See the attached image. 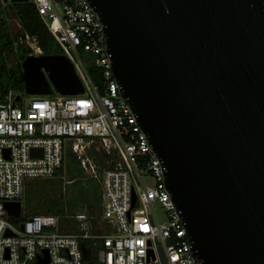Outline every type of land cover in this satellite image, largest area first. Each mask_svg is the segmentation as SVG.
I'll list each match as a JSON object with an SVG mask.
<instances>
[{"label": "water", "instance_id": "obj_1", "mask_svg": "<svg viewBox=\"0 0 264 264\" xmlns=\"http://www.w3.org/2000/svg\"><path fill=\"white\" fill-rule=\"evenodd\" d=\"M88 2L194 258L264 264V0ZM19 60L28 96L83 94L63 55ZM5 208L22 213L21 202ZM45 255L38 264H48Z\"/></svg>", "mask_w": 264, "mask_h": 264}, {"label": "built area", "instance_id": "obj_2", "mask_svg": "<svg viewBox=\"0 0 264 264\" xmlns=\"http://www.w3.org/2000/svg\"><path fill=\"white\" fill-rule=\"evenodd\" d=\"M29 3L72 64L84 92L63 96L53 90L50 96L28 100L13 91L0 92V264H38L45 251L48 264H84L83 240L94 246L99 242V264H200L166 189L162 162L120 93L99 16L88 0ZM21 45L32 55H43L35 38L21 35L15 48ZM81 52L95 57L103 94ZM68 150L81 170L99 181L105 230L93 233L85 214L75 217L79 234L59 231L58 218L46 214L15 225L5 204L20 202L28 183L55 179ZM98 153L106 159L105 168L91 157ZM147 178L155 185L148 186ZM157 205L166 211V224L156 220Z\"/></svg>", "mask_w": 264, "mask_h": 264}, {"label": "rangeland", "instance_id": "obj_3", "mask_svg": "<svg viewBox=\"0 0 264 264\" xmlns=\"http://www.w3.org/2000/svg\"><path fill=\"white\" fill-rule=\"evenodd\" d=\"M11 4L10 1L6 4L2 3V10L9 14V6ZM7 24L9 27L21 31L20 23L16 18L8 16ZM55 46L60 52V55H63L61 47L56 42ZM80 58L89 74L92 73L93 77L96 78L100 69L95 64V57L88 53L81 52ZM7 66L9 69H14L16 61L14 59H8ZM94 82L98 88L103 86V79L101 76L99 79L97 77ZM19 96L27 100L31 98L26 92L25 94H19ZM20 103L21 101L18 102V105H20ZM92 155L95 156L94 154ZM77 165L78 164L72 165L68 168V164H66L64 172L59 174L55 179L40 180L41 182H34L31 184L20 200L23 207L22 216L12 219V222L15 225H20L24 219L30 216L50 214L58 218L59 231L62 232L65 230L63 228L66 225L71 227L79 226L75 221L77 215L89 213L91 209H100L101 186L99 181L94 179L91 174L84 173ZM72 180H74L73 183H67ZM145 182L151 187L155 185V181L151 178H147ZM154 215L159 224L167 223L166 211L160 205H157L154 210ZM97 243L98 245L94 246V264H99L98 255L100 246L99 242Z\"/></svg>", "mask_w": 264, "mask_h": 264}, {"label": "trees", "instance_id": "obj_4", "mask_svg": "<svg viewBox=\"0 0 264 264\" xmlns=\"http://www.w3.org/2000/svg\"><path fill=\"white\" fill-rule=\"evenodd\" d=\"M2 0H0V92L8 93L15 92L17 95L25 94V85L21 79V65L20 57H28L33 54L32 50L26 46H18L15 48V42L22 35H28L31 38H35L38 42V46L41 49L43 55H60V52L56 49L55 40L49 33L45 24L43 23L41 17L39 16L37 9L32 3L24 4H11L9 6L10 13L7 14L1 8ZM11 16L16 18L21 26V31L16 28H11L7 24V18ZM8 59H14L16 61V66L14 69H9L7 66ZM101 70L97 73L96 78L101 76ZM93 83L95 84L96 78L93 74H89ZM102 78V76H101ZM101 93L104 91L102 86L100 87ZM91 157L97 161L102 168L106 167V159L102 154H95ZM68 164V168L72 165L79 164L76 156L68 150L65 156V165L58 172L57 176L64 172V168ZM67 168V170H68ZM56 176V177H57ZM41 182V181H34ZM34 182L28 183L27 188ZM40 215V214H37ZM50 215V214H46ZM82 246L89 253V259H84V264H94V245L90 240H83Z\"/></svg>", "mask_w": 264, "mask_h": 264}, {"label": "crops", "instance_id": "obj_5", "mask_svg": "<svg viewBox=\"0 0 264 264\" xmlns=\"http://www.w3.org/2000/svg\"><path fill=\"white\" fill-rule=\"evenodd\" d=\"M77 166H79V164ZM72 181H74V180H72ZM72 181H69V182H72ZM100 201H101V199H100ZM83 214H85L89 218H91L90 219V223H91L90 226H91V231L93 233H100V232H103L105 230L106 223L102 219L101 208L100 209H91L89 213L87 212V213H83ZM75 221H76V219H75ZM63 229H65L64 232L70 233V234H79V232H80L78 225H77V227H71V226L66 225Z\"/></svg>", "mask_w": 264, "mask_h": 264}]
</instances>
